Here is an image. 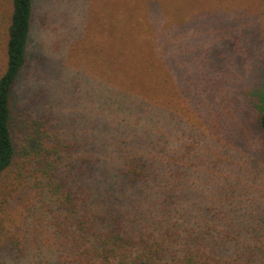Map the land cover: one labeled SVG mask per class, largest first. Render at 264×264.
Masks as SVG:
<instances>
[{
	"label": "rangeland",
	"instance_id": "1",
	"mask_svg": "<svg viewBox=\"0 0 264 264\" xmlns=\"http://www.w3.org/2000/svg\"><path fill=\"white\" fill-rule=\"evenodd\" d=\"M10 15L11 0H0V76ZM29 23L10 106L13 117L44 121L49 143L68 151L59 165L95 151L117 166L126 161L115 146L148 133L155 140L161 120L173 127L176 154L184 155L180 136L198 159L216 152L234 165L239 176L227 173L240 179L241 211L264 220V0H31ZM208 170L199 169L196 186L208 185ZM17 172L0 175V264H49L56 257L36 232L51 206Z\"/></svg>",
	"mask_w": 264,
	"mask_h": 264
},
{
	"label": "trees",
	"instance_id": "2",
	"mask_svg": "<svg viewBox=\"0 0 264 264\" xmlns=\"http://www.w3.org/2000/svg\"><path fill=\"white\" fill-rule=\"evenodd\" d=\"M30 16L31 0H11L0 76V175L16 167L21 185L47 197L51 208L36 240L55 255L49 264H264V220L241 211L239 171L218 153L198 159L195 147L179 136L176 149L184 155L176 154L168 145L173 127L159 120L155 140H145L148 133L115 146L126 162L111 165L94 151L91 162L83 157L63 167L60 157L68 151L49 143L44 121L13 117L11 93L25 64ZM259 123L264 131V111ZM143 141L151 148L138 150ZM200 166L209 169L203 187L195 180ZM214 180L216 193L210 194ZM245 217L251 222L239 227Z\"/></svg>",
	"mask_w": 264,
	"mask_h": 264
}]
</instances>
